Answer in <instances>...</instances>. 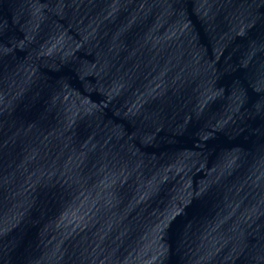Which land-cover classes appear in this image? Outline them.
<instances>
[{
  "label": "water",
  "instance_id": "water-1",
  "mask_svg": "<svg viewBox=\"0 0 264 264\" xmlns=\"http://www.w3.org/2000/svg\"><path fill=\"white\" fill-rule=\"evenodd\" d=\"M0 264H264V0H0Z\"/></svg>",
  "mask_w": 264,
  "mask_h": 264
}]
</instances>
